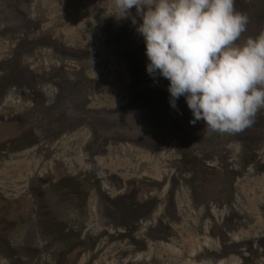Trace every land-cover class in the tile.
Masks as SVG:
<instances>
[{"label":"rangeland","instance_id":"374dc122","mask_svg":"<svg viewBox=\"0 0 264 264\" xmlns=\"http://www.w3.org/2000/svg\"><path fill=\"white\" fill-rule=\"evenodd\" d=\"M234 8L238 43L264 30V0ZM135 11L0 0V264H264V109L191 123Z\"/></svg>","mask_w":264,"mask_h":264},{"label":"clouds","instance_id":"9594fccd","mask_svg":"<svg viewBox=\"0 0 264 264\" xmlns=\"http://www.w3.org/2000/svg\"><path fill=\"white\" fill-rule=\"evenodd\" d=\"M142 36L150 77L166 79L170 106L183 97L193 120L235 134L264 109V30L238 43L248 16L235 0H113ZM137 17L140 22H137Z\"/></svg>","mask_w":264,"mask_h":264}]
</instances>
